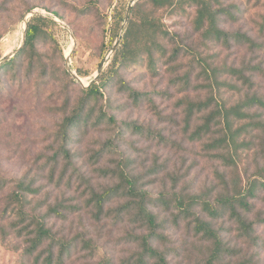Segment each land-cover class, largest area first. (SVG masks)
I'll list each match as a JSON object with an SVG mask.
<instances>
[{
  "label": "rangeland",
  "instance_id": "rangeland-1",
  "mask_svg": "<svg viewBox=\"0 0 264 264\" xmlns=\"http://www.w3.org/2000/svg\"><path fill=\"white\" fill-rule=\"evenodd\" d=\"M89 1L0 0V61L20 48L23 20L28 12L38 9L54 16L56 15L52 12H57L62 17L58 18L72 30L76 45L73 48L70 33L53 22L56 26H53L52 33L56 42L47 39L39 45L40 50L50 59H54L53 56L56 54V66L69 73L66 56L73 48V53L69 57L70 69L80 77L84 85L96 82L99 68L103 65L102 73L107 71L121 46L122 39L116 52L110 55L118 38L113 44L110 43L114 16L122 12L125 20L128 7L134 0H97L101 15L81 16L71 8L72 4L81 6ZM225 2L242 5V11L237 14L239 18L236 21L221 17L222 20H227L222 23V28L229 32L246 33L258 45H262V49L257 47L251 50L249 47L236 45L230 49L218 45L203 46L199 44L202 37L192 28L193 16L166 17L167 24L172 32L180 33L187 43L195 46L203 57H208L210 61L219 65L226 63L234 68L247 70V74L253 76L255 87L259 88L264 96V29L261 27L264 21V0L252 2L249 8L244 5L246 0ZM33 6L35 8L29 10ZM46 8H50L52 12ZM131 16L132 14L130 18ZM182 62L179 71L185 70L187 65L186 59ZM255 67L260 69H253ZM78 70L88 72V75L81 77ZM125 77L137 90L148 94L150 100L145 98L136 106L127 95L116 88H108L104 95L106 99L111 98V113H114L119 121L136 122L153 132H159L163 138L147 139L124 127L123 138L117 141L118 151L108 149V154L97 160L93 157L95 152L99 151L100 144L107 138H113L114 132L109 129L107 132L106 126L90 129L82 134L74 132L75 143L69 145V149L74 155L80 179L73 180L71 186H67L66 177L59 186H56V182H50L48 179L49 167L43 168V165L53 156L57 146L53 133L60 121L58 108L65 95L62 91L63 83L41 82L40 88L34 80L14 83L16 78L13 77L11 70L0 71V179L8 181V186L0 192V264H33L26 253L28 246L26 238L11 229L9 224L13 218L1 212L9 187L14 185L15 180L25 175H28L30 180L34 178L35 187H40V194L35 195L32 200L33 204L43 202L41 212H46L48 206L61 205L59 207L65 217H56L53 214L47 219L48 226L58 238L70 239L76 235H85L95 242L97 249L92 258L83 257L86 252L81 251L78 254L74 253L72 260L66 264H104L107 261L105 264H123L137 251L138 245L134 242L135 237L132 234L133 231L140 234L143 230L136 229L130 219L125 217L115 219L113 214V210L124 200L114 197L109 201L111 203L108 204V217L103 216L101 220L94 216V209L86 204L91 190L101 192L107 186L110 190L119 183L118 178L112 175V171H118L121 167L124 168V165L140 178L139 186L155 197L154 202H158L156 199L161 192H172L176 181L177 191L184 189L196 195L214 196L210 200L215 198L213 188L220 183L223 176L220 172L223 170L228 172L229 168H226V164L216 157L215 153L208 154L199 143L191 141L190 131L185 134L182 108L178 105V100L186 96L205 100L209 94L206 89L207 83L201 88H194L202 81L193 80L192 87L185 89L171 82L173 77L167 66L161 65L159 73L153 74L145 63L127 69ZM71 78L75 84L68 92L75 99L79 94V88H87L76 82L72 75ZM210 92L213 96L231 103L237 97L234 91L226 87L219 90L213 88ZM255 134L259 135L258 132ZM159 140L162 143H159ZM239 152V158L233 155L238 167L235 172L240 175L237 178L245 186L248 178H256L253 175L257 174L259 166L264 169V139L259 135L250 149L243 148ZM62 162L60 158L58 171L62 167ZM257 162H260L259 165ZM104 168H108V179L101 173ZM259 193V199L254 201L257 208L255 212L262 211L264 218V191ZM205 216L213 220L217 228L223 227L221 230L223 236L236 243L239 250L241 246L230 232L232 225L228 217L212 219L207 214ZM160 220L163 222L160 232L166 238L164 246L175 250L169 259L170 263L200 264L199 257L203 249L199 244L195 246L191 244L183 223L175 225L170 213L163 210ZM258 233L264 238L263 227L259 228ZM257 252L258 256L255 257L257 264H264V246Z\"/></svg>",
  "mask_w": 264,
  "mask_h": 264
},
{
  "label": "trees",
  "instance_id": "trees-1",
  "mask_svg": "<svg viewBox=\"0 0 264 264\" xmlns=\"http://www.w3.org/2000/svg\"><path fill=\"white\" fill-rule=\"evenodd\" d=\"M262 0H246L245 7L251 3ZM97 0H90L81 6L73 5L71 8L78 15H93L101 12ZM242 6V5H241ZM236 4H226L225 0H139L132 8V16L125 28L119 50L116 52L107 71L102 73L96 82L87 89L79 88V94L73 98L69 89L74 85L71 75L56 66L57 56L50 59L40 50V44L51 39L55 41L52 33L53 22L42 17H32L28 24L27 42L25 48L10 62L0 67V71L13 72L16 78L14 83L36 81L42 88L41 82L62 81V91L65 94L60 105V121L53 133L54 143L57 144L53 156L45 161L43 168L49 167L48 179L59 186L67 177L65 185L71 186L73 180L80 179V173L72 155L69 145L75 143L74 132L86 133L90 129L106 126V131L112 130L114 136L100 144L94 158L100 159L109 151L117 152V141L123 138L124 127L147 139H162L159 132L138 125L136 122L119 121L111 113V98H105L104 92L108 88L127 95L133 104H139L149 95L140 92L132 86L125 77L127 69L145 63L153 73H159L161 65L167 66L171 82L187 89L192 87L193 80L198 83L194 88H201L205 83L208 96L205 100L200 97H184L178 100L184 121L185 134L190 131L189 138L199 143L208 154L213 155L226 164L220 183L213 188L216 196L196 195L180 189L172 192H161L155 197L139 186L140 178L136 176L127 165L113 172L119 183L110 190L108 186L101 192L91 190L86 202L88 207L94 209V216L99 220L108 217V204L114 197L124 202L118 204L113 210L115 219L128 218L140 234L133 231L134 242L138 249L123 264H171L170 257L175 250L164 246L165 235L160 232L163 225L160 220L161 211H167L174 219L175 225L183 223V227L193 246L200 245L203 249L200 264H257L255 257L258 249L264 246V238L258 233L264 228L262 211H256L255 200L259 199L260 191H264V169L257 168L254 179L248 178L244 186L235 171L238 170L235 156L239 150L250 149L259 135L264 139V96L260 89L255 87L252 74L247 70L237 69L226 63L219 65L210 61L178 32H172L167 24L166 17H192V28L202 37L199 44L203 46L218 45L230 49L232 46L263 48L246 33L229 32L222 28V23L236 21L242 7ZM35 6L30 7L34 9ZM52 12L50 8H46ZM54 13L62 18L59 13ZM222 20V21H221ZM124 15L118 12L114 16L111 41L113 44L119 35ZM264 29V21L261 25ZM57 45V44H56ZM60 51V50H59ZM62 58V53H59ZM186 59L185 70L179 71L180 65ZM56 61V62H55ZM253 69H260L255 67ZM22 74V78H21ZM81 77L88 72L78 70ZM226 87L234 91L237 97L232 103L212 95L210 90ZM258 132V134H255ZM245 134V135H244ZM242 142H240V140ZM159 143L162 141L159 140ZM60 158L62 167L58 171ZM239 158V157H238ZM260 162H257L259 165ZM108 179V168L101 170ZM228 173V178H227ZM85 181V179H84ZM7 180L0 179V192L7 187ZM114 196H113V194ZM40 194V187H35V179L28 175L14 181L9 187L1 212L13 218L9 224L18 235L26 238L27 256L33 264H66L75 254L85 251L83 257L92 258L97 249L95 242L85 235H76L70 239L58 238L52 228L48 226V218L65 217L58 206H48L46 212H41L42 203L33 204V197ZM159 209V210H158ZM110 210V209H109ZM212 219L228 217L234 234L241 246L238 250L233 243L221 233ZM240 243V244H239ZM108 262V261H107ZM107 262H104L107 263Z\"/></svg>",
  "mask_w": 264,
  "mask_h": 264
},
{
  "label": "water",
  "instance_id": "water-1",
  "mask_svg": "<svg viewBox=\"0 0 264 264\" xmlns=\"http://www.w3.org/2000/svg\"><path fill=\"white\" fill-rule=\"evenodd\" d=\"M138 0H134L130 6L128 7V10H127V14H126V17H125V20H124V23L122 25V28L120 30V34L111 50V54L110 55H113L119 44H120V41L122 39V36H123V33L125 31V27L130 19V15H131V12H132V8L134 6V4L137 2ZM32 17H42L44 19H47L49 21H52L54 23H56L57 25L61 26L62 28H64L65 30H67L71 37H72V40H73V48L75 47L76 43H75V37H74V34L72 32V30L70 29V27L64 23L61 19H59L58 17L54 16L53 14H49L47 13L46 11H40L38 9H34V10H31L30 12H28V14L25 16L24 20H23V31H22V43H21V46L20 48H18L14 53H12L11 55L7 56L6 58H4L2 61H0V66H3L4 64H6L7 62H9L10 60H12L26 45V42H27V33H28V24H29V19L32 18ZM73 48L71 50H69L67 56H66V60H67V70L68 72L72 75V77L74 78V80L80 84H82L84 87L88 88L89 86H91L93 84L94 81L90 82L87 86L84 85L83 81L80 79V77L74 73L70 67H69V60H70V55L73 53ZM108 59V58H107ZM106 59V61H107ZM103 71V65L99 68L98 72H97V75H96V78L99 77V75L102 73ZM95 78V79H96Z\"/></svg>",
  "mask_w": 264,
  "mask_h": 264
}]
</instances>
